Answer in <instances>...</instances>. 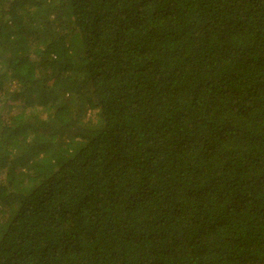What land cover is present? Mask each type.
Returning <instances> with one entry per match:
<instances>
[{
  "label": "trees",
  "instance_id": "obj_1",
  "mask_svg": "<svg viewBox=\"0 0 264 264\" xmlns=\"http://www.w3.org/2000/svg\"><path fill=\"white\" fill-rule=\"evenodd\" d=\"M0 264H264V0H0Z\"/></svg>",
  "mask_w": 264,
  "mask_h": 264
},
{
  "label": "rangeland",
  "instance_id": "obj_2",
  "mask_svg": "<svg viewBox=\"0 0 264 264\" xmlns=\"http://www.w3.org/2000/svg\"><path fill=\"white\" fill-rule=\"evenodd\" d=\"M13 82L9 83V85L13 86L12 84ZM15 112V109L11 110V113H14ZM85 117L83 118V120H86V119H90V120H94L96 118L95 116V111L92 112L90 111L89 109H87L84 113Z\"/></svg>",
  "mask_w": 264,
  "mask_h": 264
}]
</instances>
